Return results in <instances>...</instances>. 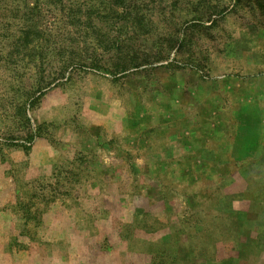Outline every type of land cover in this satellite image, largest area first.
Returning <instances> with one entry per match:
<instances>
[{"label":"rangeland","instance_id":"obj_1","mask_svg":"<svg viewBox=\"0 0 264 264\" xmlns=\"http://www.w3.org/2000/svg\"><path fill=\"white\" fill-rule=\"evenodd\" d=\"M105 1L0 0V264H264V0H128L139 66L61 78Z\"/></svg>","mask_w":264,"mask_h":264},{"label":"trees","instance_id":"obj_2","mask_svg":"<svg viewBox=\"0 0 264 264\" xmlns=\"http://www.w3.org/2000/svg\"><path fill=\"white\" fill-rule=\"evenodd\" d=\"M128 0H106L105 1V10L99 11L97 9L95 13L96 17L99 19V21L105 23V27L108 28L106 31H102L98 26L94 25L93 22L85 23L86 21H90L93 18V14L91 10L94 8L93 5L88 6V12L85 11L84 8V14L81 17H84V20L82 18H79L78 14L73 16L74 20L73 22L70 21L69 24L73 25L75 27H84L83 31H87V29L91 31L93 34L95 33L96 36H85V40H81V43H84V47H82V51H84L85 54L89 53L90 46L94 45H100L103 43V46L105 47V50H113L117 53V55L122 53L123 49V43L124 38L120 39L119 34H123L122 30L123 27L125 29V26L121 22H128L130 16L126 15V9H127ZM80 10V8H79ZM78 11V10H77ZM125 14V15H124ZM33 23V24H32ZM37 23L33 22L31 20V25L27 27V29H20L19 35L13 42V46L15 48L21 49L22 51L29 52L28 57L35 64H39L38 69L44 71V63L46 62V59H50V55L53 52L55 53V49L53 47L49 48L38 45V40L42 39V31L38 29V26H36ZM93 24V25H92ZM125 35V34H124ZM131 39L130 37L127 39ZM34 41H37L34 43ZM32 44V46L30 45ZM59 51L63 53V48H59ZM47 57L42 58V55H46ZM73 52V51H72ZM79 55V60H63V66L58 70V74L62 75L61 78L67 77L66 74L71 72V69H87L94 72H101L104 74H108L112 76L113 78L116 77L119 73L123 74L128 71L130 68H137L139 65L133 60V59H127L123 60L121 56H117V61L111 62V64H102V56L98 57L96 55V52H92L91 56H87L86 59H89V62H85L84 56ZM63 56V55H61ZM72 58V57H70ZM133 61V62H132ZM51 62L47 63L46 65H49ZM39 81V80H38ZM40 85L38 87L39 91H41L44 87H48L51 83L48 82L46 79L41 80L40 79Z\"/></svg>","mask_w":264,"mask_h":264}]
</instances>
